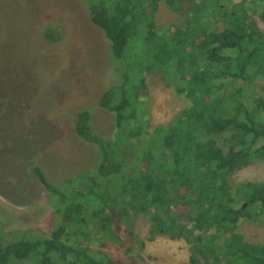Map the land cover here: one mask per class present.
<instances>
[{"label":"trees","instance_id":"obj_1","mask_svg":"<svg viewBox=\"0 0 264 264\" xmlns=\"http://www.w3.org/2000/svg\"><path fill=\"white\" fill-rule=\"evenodd\" d=\"M159 1L173 11L191 3L192 19L171 32L153 31ZM82 2L116 64L117 79L96 101L113 114L116 131L112 139L98 135L89 110L76 113L74 129L98 148L100 161L58 186L33 167L60 220L37 237L25 231L18 239L0 236V264H125L87 243L131 236L135 214L153 222L149 239H185L188 264H264V244L246 242L236 231L242 215L251 218L249 206H260L256 217L264 212V181L231 186L227 180L264 158V30L255 23L257 1ZM48 29L46 37L56 39ZM161 69L189 106L171 124L153 127L143 118L138 89L144 71Z\"/></svg>","mask_w":264,"mask_h":264},{"label":"rangeland","instance_id":"obj_2","mask_svg":"<svg viewBox=\"0 0 264 264\" xmlns=\"http://www.w3.org/2000/svg\"><path fill=\"white\" fill-rule=\"evenodd\" d=\"M256 1L255 23L264 30V0ZM223 2L230 6L231 0ZM184 6V11H173L159 1L151 16L152 30L171 32L192 19L191 3ZM48 27L56 39L46 37ZM115 67L109 43L89 20L82 0H0V236L8 233L18 239L25 231L37 237L60 220L33 167L58 186L97 165L98 148L76 133L74 121L76 113L88 109L91 130L114 137L113 114L96 101L117 79ZM160 72L144 71L138 89L143 118L153 127L171 124L189 106L165 69ZM227 180L231 186L264 181V158ZM260 210L258 204L249 206L251 218L242 215L237 221L236 231L246 242L264 244V212L256 217ZM132 217L131 236L123 234L122 240L105 245L91 239L87 244L125 264H188L185 239L161 234L149 239L153 222L144 214Z\"/></svg>","mask_w":264,"mask_h":264}]
</instances>
